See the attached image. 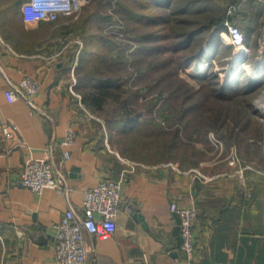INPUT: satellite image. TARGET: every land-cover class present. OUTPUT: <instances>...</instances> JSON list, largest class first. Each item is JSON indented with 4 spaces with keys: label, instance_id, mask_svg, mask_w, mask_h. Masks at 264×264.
<instances>
[{
    "label": "crops",
    "instance_id": "crops-1",
    "mask_svg": "<svg viewBox=\"0 0 264 264\" xmlns=\"http://www.w3.org/2000/svg\"><path fill=\"white\" fill-rule=\"evenodd\" d=\"M2 13V264H59L52 245L56 223L70 204L82 203L86 188L124 172L121 197L130 209L116 214L115 232L108 237L84 232L92 264H264V165L248 166L241 175L240 165L226 155L229 149L209 151L196 145V162L182 166L181 161L166 160L153 143L136 140L139 132L129 131L130 139L115 141L105 123L83 114L82 100L72 87L70 57L59 55L68 43L57 50L59 36L45 40L52 33L49 21L27 22L22 5L15 13ZM236 22L245 33L248 61L263 69L264 0H243L242 18ZM230 50L219 34L207 58L225 51L222 58L227 57ZM25 74L41 80L35 111L24 99L10 100L6 94L7 79L19 81ZM11 122L18 124L17 134L26 145L4 138L2 127ZM69 127L76 134L66 144ZM52 142L57 164L68 174L69 198L55 188L38 192L20 184L25 163L48 158ZM173 201L197 211L190 253L183 247L181 216L172 210Z\"/></svg>",
    "mask_w": 264,
    "mask_h": 264
},
{
    "label": "rangeland",
    "instance_id": "rangeland-1",
    "mask_svg": "<svg viewBox=\"0 0 264 264\" xmlns=\"http://www.w3.org/2000/svg\"><path fill=\"white\" fill-rule=\"evenodd\" d=\"M120 1L128 2L134 9L139 10L137 0H87L81 9L67 16L73 21L83 16L87 8L91 10L100 6L104 15L113 17L104 23L105 33L127 43L125 54L129 59L123 67L113 63L112 60L106 62L109 70L110 67L116 65L115 71L118 70L121 73L118 74L121 84L117 85L115 91L117 98L109 95L104 101V106L94 112L89 111L88 113L87 111L88 116L106 122L110 128L107 132L112 131L111 137L121 143L130 139L128 132L125 129L121 130L117 122H114L122 106L132 111L130 116L138 115L142 119L150 120L151 117H157L167 104L175 108L174 114L171 113V118L175 120L170 119V114L168 115L170 121L161 116L157 117L156 123L150 121L149 126L139 131L134 137L136 140L149 141L150 144H154V148L164 150V152L168 151L169 143L175 138L174 154L170 156L168 152L165 153L166 160L180 161L184 152L189 150L192 153L196 145H202L209 151L218 148L220 152H223L224 149H229L226 155L238 165L247 167L258 163L264 165V107H261L264 97V76H262L263 80L261 78V86L250 96L246 94L231 98L219 96L217 88L220 85L216 84L217 80L220 84L227 83L238 78L246 70H236L234 77L227 79L228 74L223 68L227 60L226 56L222 58V55L228 54V51L214 55L217 65H204L203 63L209 59L208 56L204 60L198 59L191 64L185 62L184 58L190 47L178 48L176 42L183 41L191 30L202 28L203 33L207 32L203 28L200 13L182 12L176 16L177 19L174 17L163 27L157 25L152 27L147 24H138L135 19H131L123 11L124 8L120 5ZM181 1L182 3L187 2L186 0ZM8 2L9 0L0 1L1 23L4 17L2 12L8 14L5 6ZM201 37L203 36L200 34L196 35L194 41ZM77 40L82 41L81 38L73 41ZM232 51L233 47L229 55ZM138 54L142 59L133 61ZM141 64L149 65L144 73L138 71ZM206 70L214 71L216 76L211 79L200 77ZM72 77L73 90L81 95L85 88L78 85L76 75ZM204 80L210 82L204 86ZM198 101L201 102L196 112L187 111L186 115L181 116L178 122L176 121V113L180 114L179 103L182 102L187 107ZM217 112L221 114L218 121L215 116ZM108 119H111V123ZM199 126L200 130H196ZM118 142L116 143L119 145ZM216 155L217 153L214 152L213 156ZM233 155L240 159L233 158ZM1 257L0 252V264L3 263Z\"/></svg>",
    "mask_w": 264,
    "mask_h": 264
},
{
    "label": "trees",
    "instance_id": "trees-1",
    "mask_svg": "<svg viewBox=\"0 0 264 264\" xmlns=\"http://www.w3.org/2000/svg\"><path fill=\"white\" fill-rule=\"evenodd\" d=\"M0 1L2 2L3 0ZM24 1L25 0H9L5 6L8 11L15 13L19 10ZM186 1L187 2L184 1L182 3L181 0H137L139 10L134 9V7L125 1H120V5L124 8L123 11L127 13L131 19H135L138 24H147L152 27L156 25L163 27L165 23H168L171 19L173 20L174 17L177 19L176 16L182 12L194 14L200 13L201 20L203 21V28H205L207 32L203 33L202 28L191 30L183 41L176 42L178 48L181 46L184 48L190 47L184 60L186 63L191 64L198 59L204 60L207 57L209 49L215 44L216 40L219 38L220 31L225 27L224 22L229 16L227 14L228 6L231 4H240L239 9L230 15V19L236 22L238 19L242 18L243 0ZM167 7H170V9H167ZM111 18L113 17H110V15H104L101 11V7L97 6L91 10L87 8V11L83 16H80L73 21L69 20L67 16H60L55 20H47L51 24L52 33L51 36L45 40L49 41L50 38L59 36L62 40L58 43L57 50L61 49L66 43H68L59 55L62 57H70V70H73V75H76L78 85H82L85 88L81 95L79 94V98H81L83 103L81 109L86 116H88L89 111L94 112L101 109L104 106V101L109 95H114L116 98L118 96L115 91L117 90V85L121 84L119 82L120 76H118V74L121 73L118 70L115 71L116 65L110 67L109 70L106 66V62L112 60L114 61L113 63L123 67L129 59L125 54L127 43L110 37L104 31V23ZM198 34L203 37L194 41V38ZM77 38H81L82 41H73ZM140 59H142V57L138 54L134 57L133 61H139ZM148 66L141 64L138 67V71L144 73ZM113 71L115 72L111 73ZM214 76H216L214 71L206 70V72L200 77H209L208 79H211ZM242 76H244L243 79H239ZM261 81V76L252 77L245 71L234 80L232 79L227 83L221 84L219 80H217L216 84L220 85V87L217 88L219 89V96L231 98L243 94L250 96L261 86ZM209 82L204 80V86ZM200 102L201 101L194 102L187 107H185L182 102L179 103L180 114L176 113V121L178 122L181 116L186 115L185 113L187 111L196 112L199 109L198 105ZM171 107L172 106H167L166 104L157 117L161 116L163 119L169 120L168 115L170 114V119H172L171 116L174 114L175 108ZM131 112L132 111L127 107L122 106L119 114L115 116L116 121L114 122H117V126H120L121 130L125 129L127 132L133 130V132L136 133L146 129L149 126L148 124H150V121L156 123L157 117H151L150 120L148 118L142 119L141 116L138 115L130 116ZM220 115L221 114L217 112L215 115L216 121L220 119ZM88 117L95 123H105L106 128H109L106 122L95 117ZM108 121L111 123V119H108ZM196 130H200V126ZM111 134L112 131L110 132L109 130L108 135L111 136ZM174 148L175 138L169 143L168 151L164 152V150L158 148L155 149L166 158V155L164 154L168 152V154L172 156V154H174ZM196 151V148H193L191 151L192 153H190L189 150L186 151V153H183V156L180 159L182 166H188L196 162ZM1 251L2 242L0 240V252Z\"/></svg>",
    "mask_w": 264,
    "mask_h": 264
},
{
    "label": "built area",
    "instance_id": "built-area-1",
    "mask_svg": "<svg viewBox=\"0 0 264 264\" xmlns=\"http://www.w3.org/2000/svg\"><path fill=\"white\" fill-rule=\"evenodd\" d=\"M87 0H25L22 3V14L27 22L39 20H55L60 16H70L75 13ZM240 4H231L227 9L229 15L221 31L224 43L233 47L227 60L224 72L227 79L234 77L235 71L246 70L252 77L264 74L263 69H256L248 61V47L245 43V33L241 26L230 19V15L238 10ZM203 63V62H202ZM204 65H217L215 58L210 57ZM6 94L8 99L22 98L28 102L33 110L39 109L36 97L41 87V80L32 75L25 74L19 81L7 79ZM19 126L11 122L2 127L5 139H15L18 144L26 145V141L18 136ZM76 131L69 127L63 143L74 141ZM64 157H70V151H64ZM233 158H240L233 155ZM246 165H240L239 173L243 175ZM127 179L126 173L118 179H101L96 185L85 189L81 204H70L62 219L56 223V233L52 245L59 264H92L88 261V253L92 248L86 243L85 231L99 237H108L116 230V214L120 209H130L128 202L121 197L122 183ZM22 186L31 187L35 191H42L45 187L55 188L66 197L70 195L68 174L57 164L53 154V142L50 144V156L45 159H32L25 163L20 176ZM172 210L181 216V233L184 238L183 247L189 253L194 247V226L196 208L194 206H181L177 201L172 202Z\"/></svg>",
    "mask_w": 264,
    "mask_h": 264
},
{
    "label": "bare ground",
    "instance_id": "bare-ground-1",
    "mask_svg": "<svg viewBox=\"0 0 264 264\" xmlns=\"http://www.w3.org/2000/svg\"><path fill=\"white\" fill-rule=\"evenodd\" d=\"M262 100H263V101H262L261 107H264V97H263Z\"/></svg>",
    "mask_w": 264,
    "mask_h": 264
}]
</instances>
